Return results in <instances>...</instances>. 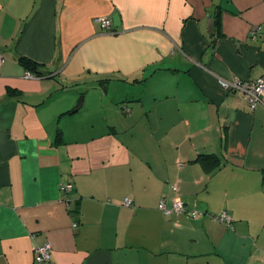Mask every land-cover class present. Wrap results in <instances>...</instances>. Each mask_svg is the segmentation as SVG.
Returning <instances> with one entry per match:
<instances>
[{
  "label": "crops",
  "instance_id": "obj_1",
  "mask_svg": "<svg viewBox=\"0 0 264 264\" xmlns=\"http://www.w3.org/2000/svg\"><path fill=\"white\" fill-rule=\"evenodd\" d=\"M0 52V264H264V0H0Z\"/></svg>",
  "mask_w": 264,
  "mask_h": 264
},
{
  "label": "built area",
  "instance_id": "obj_2",
  "mask_svg": "<svg viewBox=\"0 0 264 264\" xmlns=\"http://www.w3.org/2000/svg\"><path fill=\"white\" fill-rule=\"evenodd\" d=\"M100 23L102 24L104 29H107L108 31L111 30L112 22L110 19L103 18L100 20ZM3 62H4V56L0 52V66L3 64ZM28 76L30 75L28 74ZM233 87L236 90H239L246 95L247 102L249 103L250 107L254 109L257 103L260 101L262 95L264 94V78H260L255 82L235 80ZM172 190H174L177 193V188L175 186H172ZM125 203L126 205H131V201L129 199H126ZM159 209L163 211L165 215L185 214L188 217L196 218L199 214H201V212L198 210L188 209L186 204L178 197L172 199L171 208H168L165 201L162 200L161 203L159 204ZM215 219L217 221L224 222L229 225L233 222L232 217L227 212H222L221 214L215 216ZM49 250H50L49 245H45L44 247L39 248L35 254V262L37 264L46 263L50 257Z\"/></svg>",
  "mask_w": 264,
  "mask_h": 264
},
{
  "label": "trees",
  "instance_id": "obj_3",
  "mask_svg": "<svg viewBox=\"0 0 264 264\" xmlns=\"http://www.w3.org/2000/svg\"><path fill=\"white\" fill-rule=\"evenodd\" d=\"M19 61L26 68V70L28 72L34 73L37 76H44L45 75V72L42 70L41 65L33 62L32 60L27 59V58H21ZM230 225H232V223Z\"/></svg>",
  "mask_w": 264,
  "mask_h": 264
},
{
  "label": "water",
  "instance_id": "obj_4",
  "mask_svg": "<svg viewBox=\"0 0 264 264\" xmlns=\"http://www.w3.org/2000/svg\"><path fill=\"white\" fill-rule=\"evenodd\" d=\"M113 24H114V26L117 27V28L120 27V17H119V15H116V14H115V16L113 17ZM83 102H84V96L82 95V96L80 97V100H79L78 104L76 105V107H75V109H74L75 112H76V111H79L80 108H82V106H83Z\"/></svg>",
  "mask_w": 264,
  "mask_h": 264
},
{
  "label": "rangeland",
  "instance_id": "obj_5",
  "mask_svg": "<svg viewBox=\"0 0 264 264\" xmlns=\"http://www.w3.org/2000/svg\"><path fill=\"white\" fill-rule=\"evenodd\" d=\"M84 96V95H83ZM224 223V222H223ZM227 225H229V224H227Z\"/></svg>",
  "mask_w": 264,
  "mask_h": 264
}]
</instances>
